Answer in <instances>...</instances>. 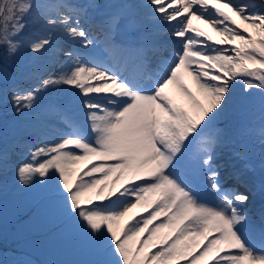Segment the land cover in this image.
<instances>
[{
    "label": "snow or ice",
    "instance_id": "obj_1",
    "mask_svg": "<svg viewBox=\"0 0 264 264\" xmlns=\"http://www.w3.org/2000/svg\"><path fill=\"white\" fill-rule=\"evenodd\" d=\"M100 8L115 9L99 22L102 49L81 25ZM145 20L167 26L178 45L169 57L157 56ZM30 24L43 35L29 38ZM26 39L33 53L64 59L30 90L10 94L14 111L31 112L48 93L64 103L47 106L50 127L25 146L26 160L13 165L0 148V170L14 166L22 185L46 189L99 255L92 264H264V227L241 207L250 196L221 182L223 150L245 154L217 127L237 85L258 90L260 126L246 134L264 148V0H0V49L13 58ZM8 75L0 67V79ZM231 174L244 183L235 166Z\"/></svg>",
    "mask_w": 264,
    "mask_h": 264
},
{
    "label": "rangeland",
    "instance_id": "obj_2",
    "mask_svg": "<svg viewBox=\"0 0 264 264\" xmlns=\"http://www.w3.org/2000/svg\"><path fill=\"white\" fill-rule=\"evenodd\" d=\"M85 1L72 0L73 3L78 4H85ZM94 2L99 1L94 0ZM110 10L112 9L102 8L101 11L97 10L93 12L89 9V15L90 17H96V20L98 19L100 22L102 13ZM93 22V20L81 17L82 27L88 32L90 37L98 38V47L102 49L103 44L100 41H102L103 37L100 35V29H98L99 31H92L93 33L89 31V28H95L92 24ZM196 23L198 26L195 25ZM193 25L199 27V25L203 24L194 20ZM155 26L149 33H153L154 38L158 39L157 43L160 46V52L157 53V56L167 58V51H173L177 47L176 41L168 34L167 26L164 28ZM36 33L43 32L37 31ZM61 47L67 50L72 48L73 45L62 43ZM75 47L80 49L79 44L75 45ZM27 48L21 46L13 58H8L4 50L0 49V67L7 65V72L9 74L6 79H0V104L9 107L8 115L0 113V148L7 147L10 150L13 165L27 159V154L24 151L25 146L33 144L36 141L37 135L32 133L31 129L26 127V125L32 121L43 122L40 129L36 130L37 134H39L42 129L50 127L47 124V106L52 103H64L63 94H42L36 107L31 112L24 110L19 115L13 113L15 111L11 103L10 94L13 91L30 90L37 83L36 75L31 74L27 79L23 75L25 60L30 54L29 48ZM80 50L84 51L83 49ZM61 55L59 52L55 54L52 52L36 53V59L31 57L30 60H32L31 63H34L32 67L40 71L42 69L41 66L46 63V60L52 59L55 66L42 75L46 76L59 67L58 61L63 60V55ZM104 59L109 63L112 62L106 52L104 53ZM245 94V99H241V94H238V101L242 105L239 112L242 113L241 111L246 110L245 114L247 116L243 119L246 118L248 121H244L242 125H237V120L233 122L231 117H228L227 120H219L217 127L220 128L227 122L228 125L225 129L229 133L232 131L230 134L236 140L233 147L239 149L241 152L243 149L245 151L244 157L248 155L251 161H259L256 155L257 145L253 140V135L246 134L244 128L254 121H257L258 125H260L262 97L258 90H252L251 93ZM56 99L58 100L56 101ZM6 102L7 104H5ZM248 107H250V110L247 112ZM51 136L53 135L50 134ZM242 136H245V141ZM230 151H233V149L230 148ZM223 153H226L225 150ZM240 160L243 161L245 159ZM9 169L12 170L6 172ZM13 169L14 166H10L6 170H0V174L2 172L4 174L0 180V239L5 240L8 244V246L0 251V264H92L93 261L100 259L99 255L85 241L75 224L64 217L60 207L53 201L46 189L39 183L28 187L22 185L16 176L15 169ZM247 169L252 172L257 171L256 167L250 165L247 166ZM201 182L202 179H197L195 184L200 186ZM250 187L253 186L250 185ZM23 217L24 220L19 221ZM30 217L31 219H29ZM56 226L57 229H61L56 233L53 232V234H56L53 239H51L50 233L44 234L46 230L55 231ZM59 233L61 236H58ZM37 234L38 236H34ZM30 235L31 238L28 239ZM60 238L62 239L60 240Z\"/></svg>",
    "mask_w": 264,
    "mask_h": 264
},
{
    "label": "bare ground",
    "instance_id": "obj_3",
    "mask_svg": "<svg viewBox=\"0 0 264 264\" xmlns=\"http://www.w3.org/2000/svg\"><path fill=\"white\" fill-rule=\"evenodd\" d=\"M96 1H99V2H95V3L99 4L101 6L105 5V3H107V4H121V3H125V2H128V3H140V2H142V0H96ZM41 2L47 3V2H50V0H41ZM89 2H90V0H86L85 4H87ZM90 10L93 11V12L94 11L96 12L97 10L101 11L102 8H100V9H90ZM112 10H115V9H112ZM137 11L141 15H144V13L147 10L145 8H139V9H137ZM225 11H226V9H225ZM92 20L94 21L92 24L94 25L95 28H92V27H91V29L89 28V31L91 33H93L95 30L99 31L98 29H100L98 19L96 20V17L91 16V21ZM195 25L198 26L197 23ZM155 27L156 26H155V24L153 22H151L149 20H145L143 31L148 34L149 31H151ZM199 27L201 29H203L204 31L208 32L210 35L214 36V33H212L211 29L207 28L206 25H199ZM37 31L38 32H43L39 25L30 24L28 29L26 30V34H27V36L29 38H35L38 35H43V33H36ZM100 32H101V30H100ZM149 34L151 35V33H149ZM155 40H156V42H158L157 41L158 39H155ZM23 46L28 47L29 51H30V54L26 58L25 64H24L23 75L25 76L26 79L29 78L31 76V74L34 75V76L35 75L36 76L37 75L42 76L48 70H51V69L54 68L55 63L53 62L52 59H48V60H46V63H44L41 66L42 67L41 71L35 70L32 67V65L34 63H31L32 60H30V59H31V57L36 59V56H35L36 53H33L30 50V47L28 45V40L27 39L25 40V43L23 44ZM168 55H170V53H168ZM62 59H64L63 56H62ZM38 60H40V59H38ZM184 83L190 89H192L195 92V87L192 84L190 78L186 77L185 80H184ZM242 88H243L242 85H237L236 86L235 93H234L233 105H232L231 109L229 110V112L227 113V115L225 117L221 118L220 120L224 121V120H227L228 117H231L232 121L237 120L239 125L244 123L243 118L245 116H247V114H243L242 115V114L239 113V110L241 109L242 105H241L240 101H238V97H239L238 94H241V96H240L241 99H245V95L246 94L243 92ZM57 100L58 99H56V101ZM245 121H248V119L245 118ZM41 123H43V122H33L32 121L29 124H27L26 127H29L31 129L32 133H34L35 135H38L36 130L40 129ZM225 123L226 124L224 126L220 127V128H225L228 125L227 122H225ZM258 128H259L258 126H256L253 123H251V125L247 126L245 128V130L247 132V130H249V129H258ZM252 137H253L254 141L256 142V145H257V148H258L257 156L259 158V161L258 162L256 161L254 163V164H256V170H257L256 171L257 172L256 175L257 176L256 177L251 176L252 173L247 170V172L245 173V177L247 178V180L249 182L251 181L250 183L259 181L260 188L258 189L256 194H254L253 192L251 193L249 191L250 189H249L248 185L246 186V184L238 182L237 179L231 174L233 172L232 171L233 170V166H235L236 169L238 168V166L236 164H234V165H232V167H230L229 164H227L226 158L223 157V156H221V158L218 160V163L222 165V167L220 169L221 173L226 172L229 175L233 176L232 181H226L225 184H223V186L226 187V188H236L238 191L246 192L250 196V201L248 203L242 205L241 207L249 215L251 221L256 225V227L257 228H261V227H264V214H262L261 211H260V207L264 206V190H263V188H264V168H262V164H264V148H262L261 145L259 144L260 141L258 139V136L253 135ZM50 138H54V136H51ZM227 153H230V152H227ZM233 158H236V157H233ZM245 177H244V179H245ZM222 178H223V176H221V179ZM201 186H202V188L200 189V191H201L202 194H204V185H203V183H202ZM254 189L255 188L253 187L252 191ZM209 198H210V196H209Z\"/></svg>",
    "mask_w": 264,
    "mask_h": 264
}]
</instances>
